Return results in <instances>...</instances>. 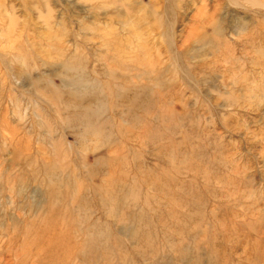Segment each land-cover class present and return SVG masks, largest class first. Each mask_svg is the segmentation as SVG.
Wrapping results in <instances>:
<instances>
[{
	"label": "rangeland",
	"instance_id": "374dc122",
	"mask_svg": "<svg viewBox=\"0 0 264 264\" xmlns=\"http://www.w3.org/2000/svg\"><path fill=\"white\" fill-rule=\"evenodd\" d=\"M0 264H264V0H0Z\"/></svg>",
	"mask_w": 264,
	"mask_h": 264
},
{
	"label": "bare ground",
	"instance_id": "6f19581e",
	"mask_svg": "<svg viewBox=\"0 0 264 264\" xmlns=\"http://www.w3.org/2000/svg\"><path fill=\"white\" fill-rule=\"evenodd\" d=\"M155 12V11H154ZM142 20V19H141ZM124 25V24H123ZM116 40V39H115ZM123 42V41H122ZM116 46H118L117 45V43H116ZM122 46V45H121ZM124 46V45H123ZM123 46H122V48L121 49H123ZM120 48V47H119ZM127 49V48H126ZM129 52V51H128ZM132 52V51H131ZM130 52V53H131ZM136 54V53H135ZM121 57V56H120ZM142 62V61H141ZM138 63H140V62H138ZM138 65V64H137ZM139 65H141V64H139ZM138 65V66H139ZM142 68V67H141ZM149 70V69H148ZM142 71V70H141ZM144 73V72H143ZM155 73H156V71H155ZM153 75V74H152ZM129 76V75H128ZM145 77V76H144ZM150 77H153V76H150ZM127 80V79H126ZM125 80V81H126ZM149 80H152V79H149ZM148 80V81H149ZM154 80H156V79H154ZM159 80V79H158ZM128 82V81H127ZM138 82V81H137ZM172 82V81H171ZM151 83H152V81H151ZM133 84V83H132ZM156 84V83H155ZM157 85V84H156ZM172 85V84H171ZM127 86V85H126ZM145 86H146V84H145ZM150 86V85H149ZM166 86V85H165ZM172 87V86H171ZM129 88V87H128ZM136 88V87H135ZM152 89H154V88H152ZM156 89V88H155ZM167 89H168V87H167ZM131 91H132V89H131ZM172 91V90H171ZM6 92V91H5ZM153 92V91H152ZM146 99V98H145ZM148 101V100H147ZM18 135V134H17ZM20 135V134H19ZM17 137V136H16ZM23 137V136H22ZM7 140V139H6ZM14 140H15V138H14ZM32 142H33V140H32ZM17 144V143H16ZM21 144V143H20ZM8 145H9V143H8ZM21 146V145H20ZM14 147V146H13ZM8 149V148H7ZM9 149H11L10 147H9ZM30 149H31V147H30ZM16 150H14V152H15ZM28 151H29V149H28ZM12 152H13V150H12ZM14 152H13V154H14ZM17 152V151H16ZM19 153V152H18ZM3 154V153H2ZM28 154H30V153H28ZM20 156V155H19ZM23 156V155H22ZM27 156V155H26ZM18 157V156H17ZM20 159V158H19ZM26 162H28V161H26ZM25 165V164H24ZM21 167V166H20ZM22 168V167H21ZM53 231V230H52ZM63 245H65L64 243H63ZM56 248V247H55ZM55 255V254H54Z\"/></svg>",
	"mask_w": 264,
	"mask_h": 264
}]
</instances>
